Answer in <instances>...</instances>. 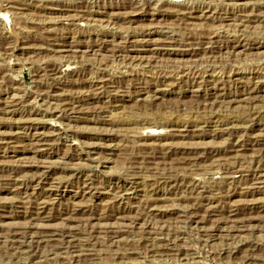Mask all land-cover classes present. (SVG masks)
<instances>
[{
    "label": "rangeland",
    "instance_id": "1",
    "mask_svg": "<svg viewBox=\"0 0 264 264\" xmlns=\"http://www.w3.org/2000/svg\"><path fill=\"white\" fill-rule=\"evenodd\" d=\"M0 264H264V0H0Z\"/></svg>",
    "mask_w": 264,
    "mask_h": 264
}]
</instances>
